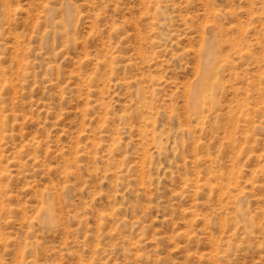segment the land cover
<instances>
[{
    "label": "rangeland",
    "instance_id": "rangeland-1",
    "mask_svg": "<svg viewBox=\"0 0 264 264\" xmlns=\"http://www.w3.org/2000/svg\"><path fill=\"white\" fill-rule=\"evenodd\" d=\"M0 264H264V0H0Z\"/></svg>",
    "mask_w": 264,
    "mask_h": 264
},
{
    "label": "bare ground",
    "instance_id": "bare-ground-1",
    "mask_svg": "<svg viewBox=\"0 0 264 264\" xmlns=\"http://www.w3.org/2000/svg\"><path fill=\"white\" fill-rule=\"evenodd\" d=\"M212 42L211 41H208L205 48H206V53L204 55V72H207L208 71V68L211 66V60H212V57L214 56L213 54V47H212ZM204 76V74H203ZM203 78V77H202ZM204 80V79H203ZM195 95V94H194Z\"/></svg>",
    "mask_w": 264,
    "mask_h": 264
}]
</instances>
